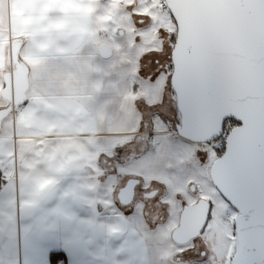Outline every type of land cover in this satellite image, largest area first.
I'll use <instances>...</instances> for the list:
<instances>
[{
	"label": "crops",
	"instance_id": "1",
	"mask_svg": "<svg viewBox=\"0 0 264 264\" xmlns=\"http://www.w3.org/2000/svg\"><path fill=\"white\" fill-rule=\"evenodd\" d=\"M92 32V0H0V93L14 37L26 36L21 55L31 79L27 101L0 130V264H35L41 238L69 239L70 252L78 250L87 264H148L138 215L125 219L110 211L113 200L104 195L107 211L97 196L92 109L73 97L33 91L42 88L40 61L74 56ZM72 115L87 129L70 128ZM59 119L66 121L58 125ZM29 139L34 146L22 153L19 141ZM153 211L144 209V220H154L147 216Z\"/></svg>",
	"mask_w": 264,
	"mask_h": 264
},
{
	"label": "snow or ice",
	"instance_id": "2",
	"mask_svg": "<svg viewBox=\"0 0 264 264\" xmlns=\"http://www.w3.org/2000/svg\"><path fill=\"white\" fill-rule=\"evenodd\" d=\"M160 37L167 42L144 54L142 62L147 66L139 69V75L158 85L163 74L164 83L157 102L137 101L139 130L147 123L155 143L159 121L169 130L170 147L174 140L177 147L191 150L200 174L189 179L183 190L140 177L133 186V199L127 203L114 199L112 207L130 219L138 207L143 215L149 202L163 205V219L145 220L155 231L174 222L177 228H187L198 205L202 218L198 217V227L188 241L177 243L174 259L181 264H212L215 254L206 237L214 233L218 219H226L230 221L226 223L227 255L221 257L226 264H264V80L254 88L229 78L210 55L182 66L175 58L178 30L160 29ZM123 153L122 146L115 149L117 163ZM118 172L112 169L113 175ZM131 179L124 175L121 189ZM170 198L179 201L183 221L173 216ZM70 244L67 238H41L35 264H87L78 250L70 252Z\"/></svg>",
	"mask_w": 264,
	"mask_h": 264
},
{
	"label": "rangeland",
	"instance_id": "3",
	"mask_svg": "<svg viewBox=\"0 0 264 264\" xmlns=\"http://www.w3.org/2000/svg\"><path fill=\"white\" fill-rule=\"evenodd\" d=\"M92 12L93 32L84 50L68 58L41 60L38 80L42 88L37 86L33 91L60 96L62 99L73 97L85 102L89 112L92 109L95 114L92 142L98 160L97 196L107 211L104 195L109 200L117 199L124 175L156 179L163 181L170 189L183 190L188 187L189 179L195 180L200 174L191 150L177 147L174 140L170 147L169 130L159 121L156 122L154 143L148 135L149 126L146 122L145 128L139 130L141 112L137 105L140 99L155 103L160 98L163 74L158 85H151L139 75V69L147 66L142 62L144 54L159 50L161 43L167 42L166 37L162 41L160 29L169 33L175 31L170 11H159L155 0H92ZM101 42L111 45V57L103 58L99 55L98 46ZM13 116L11 114L4 120V126L12 125ZM68 120L69 127H74V131L87 129L83 123L80 125L77 116L72 115ZM65 121L62 120L63 123ZM62 122L59 119L56 123L61 125ZM19 146L23 153L29 152L34 144L30 139L20 140ZM121 146L124 153L117 163L115 149ZM100 157L106 159L108 167L102 168ZM113 168L119 169L115 175L112 174ZM102 174L104 178H100ZM170 203L173 216H179V201L170 198ZM109 205V210H113L112 205ZM147 207L154 210L147 216L154 220L157 217L163 219V205L149 202ZM138 213H141L139 207L136 221L146 232L148 264H181L176 261L178 258H173L174 253L179 251L177 243L171 238L176 223L153 231ZM148 219L151 220L150 217ZM226 223L230 221L218 219L214 233L206 237L208 247L215 254L212 264H226V259L221 258L227 255L224 251ZM185 246L191 247V244Z\"/></svg>",
	"mask_w": 264,
	"mask_h": 264
},
{
	"label": "water",
	"instance_id": "4",
	"mask_svg": "<svg viewBox=\"0 0 264 264\" xmlns=\"http://www.w3.org/2000/svg\"><path fill=\"white\" fill-rule=\"evenodd\" d=\"M178 30L175 58L182 65L195 58L210 55L229 78H236L259 88L264 80V0H166ZM176 30V31H177ZM122 33V32H121ZM26 36L11 39L10 70L3 75L0 93V130L4 120L28 99L30 66L21 55ZM103 58L113 54L111 45L98 46ZM132 178L117 199L127 203L133 199ZM182 211V210H181ZM179 213V218L184 217ZM202 213L197 205L187 228L172 229L175 243H184L195 233Z\"/></svg>",
	"mask_w": 264,
	"mask_h": 264
},
{
	"label": "built area",
	"instance_id": "5",
	"mask_svg": "<svg viewBox=\"0 0 264 264\" xmlns=\"http://www.w3.org/2000/svg\"><path fill=\"white\" fill-rule=\"evenodd\" d=\"M156 7L159 11H167L168 6L166 0H155Z\"/></svg>",
	"mask_w": 264,
	"mask_h": 264
},
{
	"label": "trees",
	"instance_id": "6",
	"mask_svg": "<svg viewBox=\"0 0 264 264\" xmlns=\"http://www.w3.org/2000/svg\"><path fill=\"white\" fill-rule=\"evenodd\" d=\"M168 13H169V12H168ZM169 14H170V16H171V19H172L174 25H175V31H176V30H177L176 22H175L174 18L172 17L171 13H169Z\"/></svg>",
	"mask_w": 264,
	"mask_h": 264
},
{
	"label": "flooded vegetation",
	"instance_id": "7",
	"mask_svg": "<svg viewBox=\"0 0 264 264\" xmlns=\"http://www.w3.org/2000/svg\"><path fill=\"white\" fill-rule=\"evenodd\" d=\"M101 43H102V42H101ZM101 43H100V44H101ZM100 44H99V45H100ZM120 188H121V187H120ZM187 244H188V243H187ZM185 245H186V244H185Z\"/></svg>",
	"mask_w": 264,
	"mask_h": 264
},
{
	"label": "bare ground",
	"instance_id": "8",
	"mask_svg": "<svg viewBox=\"0 0 264 264\" xmlns=\"http://www.w3.org/2000/svg\"><path fill=\"white\" fill-rule=\"evenodd\" d=\"M146 238V237H145ZM150 238V237H149Z\"/></svg>",
	"mask_w": 264,
	"mask_h": 264
}]
</instances>
